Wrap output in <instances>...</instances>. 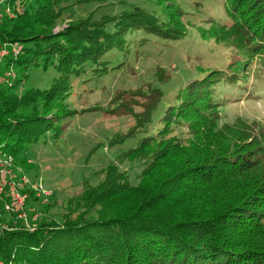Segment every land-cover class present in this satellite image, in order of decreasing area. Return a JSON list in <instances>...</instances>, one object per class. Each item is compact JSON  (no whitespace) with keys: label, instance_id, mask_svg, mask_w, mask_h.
<instances>
[{"label":"trees","instance_id":"obj_1","mask_svg":"<svg viewBox=\"0 0 264 264\" xmlns=\"http://www.w3.org/2000/svg\"><path fill=\"white\" fill-rule=\"evenodd\" d=\"M226 1L231 23H213L208 32L232 41L245 55L244 64L264 57V0ZM6 5L12 15L0 17V52L4 44L13 47L0 54V153L14 156L56 129L58 117L52 115L64 102L66 71L77 74L97 62L111 37L104 28L109 19L94 13L75 17L55 33L63 13H75L70 0H0L2 11ZM124 16L125 24L143 20L144 27L157 29L158 20L140 10ZM40 60L59 76L48 88L22 90V75ZM8 71H13L11 83L2 80ZM222 72L211 75L220 80ZM200 80L187 85L176 108L177 118L188 122L184 140L166 137L165 126L123 154L139 160L136 184L109 167L97 186H87L67 200L64 212L45 218L33 205L43 199L29 186L21 188L28 221L2 206L8 216L0 217V261L264 264V131L241 118L231 124L211 119L218 111L213 81ZM150 96L155 106L160 91L150 89ZM153 108L144 117L132 111L137 127L148 122Z\"/></svg>","mask_w":264,"mask_h":264},{"label":"rangeland","instance_id":"obj_2","mask_svg":"<svg viewBox=\"0 0 264 264\" xmlns=\"http://www.w3.org/2000/svg\"><path fill=\"white\" fill-rule=\"evenodd\" d=\"M70 4L75 13L67 9L55 33L75 17L102 14L109 19L104 28L111 41L97 62H89L77 74L66 71L64 102L52 115L58 117L56 129L13 156L15 171L20 167L31 182L40 180L52 191L46 201L41 200L44 205L39 200L33 204L39 218L64 212L67 200L89 185L97 186L109 167L116 166L136 184L139 160H128L123 154L165 126L169 130L166 137L184 140L188 136V122L177 118L176 108L191 81H213L211 91L218 111L210 118L218 124L241 118L255 131L259 127L264 131V57L244 64L245 55L232 41L215 39L208 32L213 23H231L226 0H70ZM135 10L154 16L157 29L144 27L143 20L125 24L124 13ZM11 47L2 45L0 54ZM211 71H223L222 79L232 76L233 80L213 78ZM22 76L24 90L48 88L59 75L40 60ZM150 89L161 94L155 106ZM152 108L148 122L137 127L134 113L144 117ZM7 216L1 203L0 217Z\"/></svg>","mask_w":264,"mask_h":264},{"label":"built area","instance_id":"obj_3","mask_svg":"<svg viewBox=\"0 0 264 264\" xmlns=\"http://www.w3.org/2000/svg\"><path fill=\"white\" fill-rule=\"evenodd\" d=\"M18 1H15L17 4ZM3 14L12 15L9 6H5L4 10L0 9V17ZM2 54V53H1ZM13 77V73L8 71L2 80L10 82ZM14 157L10 154L0 153V202L2 203L3 209L15 215L16 218H20L27 222V212L25 210V195L21 192V188L29 186L34 189L36 195L41 197L43 201H46L49 196L52 195V191L45 189L41 181L31 182L28 176L22 171L20 167L14 168ZM21 173L20 179H18V173ZM37 216L34 214L33 218ZM0 264H3L0 261Z\"/></svg>","mask_w":264,"mask_h":264}]
</instances>
